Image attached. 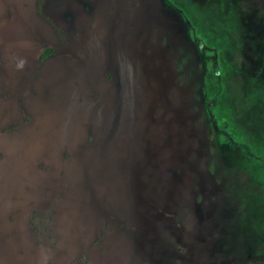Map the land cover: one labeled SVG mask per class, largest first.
<instances>
[{"label": "rangeland", "instance_id": "rangeland-1", "mask_svg": "<svg viewBox=\"0 0 264 264\" xmlns=\"http://www.w3.org/2000/svg\"><path fill=\"white\" fill-rule=\"evenodd\" d=\"M0 264H264V0H0Z\"/></svg>", "mask_w": 264, "mask_h": 264}, {"label": "trees", "instance_id": "trees-1", "mask_svg": "<svg viewBox=\"0 0 264 264\" xmlns=\"http://www.w3.org/2000/svg\"><path fill=\"white\" fill-rule=\"evenodd\" d=\"M35 9H36V12L40 14L39 1H36ZM49 52H50L49 49H44L39 59L40 60L43 59L47 54H49ZM205 137H206V145H207V152H208L206 168L211 174L214 175L217 169L218 161H217V146H216L213 129L211 126L207 128ZM214 177L217 178V176H214ZM239 178L242 181V184L240 186L242 189V193L238 195L237 205L238 207H241L244 202V195L247 193H258V190L253 185L250 175L246 171L244 170L239 171Z\"/></svg>", "mask_w": 264, "mask_h": 264}]
</instances>
